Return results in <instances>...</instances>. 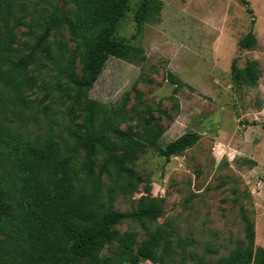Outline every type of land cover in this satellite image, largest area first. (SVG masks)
Here are the masks:
<instances>
[{
  "label": "trees",
  "instance_id": "1",
  "mask_svg": "<svg viewBox=\"0 0 264 264\" xmlns=\"http://www.w3.org/2000/svg\"><path fill=\"white\" fill-rule=\"evenodd\" d=\"M61 1L66 15L54 0H35L30 9V0H0V264H184L190 241L174 245L170 223L150 228L163 216L164 200L151 195L150 183L135 168L142 151L152 149L168 161L199 135L187 132L159 146L163 129L153 116L158 106L141 102L137 81L116 102L91 99L109 57L132 65L145 61L141 46L116 36L129 0ZM241 3L252 15L248 2ZM160 9L157 0L139 1L137 34ZM252 24L251 17V28L237 41L239 52L256 48ZM21 26L26 38L18 45L15 30ZM60 31L74 44L72 52L56 39ZM236 61L232 82L255 86L258 62L239 67ZM43 74L51 84L43 83ZM166 77L173 92L184 86L171 73ZM41 85L42 98L31 99ZM51 105L64 116L62 126L49 118ZM140 186L134 209L114 211L117 196L131 197ZM239 218L244 245L210 264H264V248L254 246V224L241 207ZM124 220L138 222L144 239L112 229Z\"/></svg>",
  "mask_w": 264,
  "mask_h": 264
},
{
  "label": "rangeland",
  "instance_id": "2",
  "mask_svg": "<svg viewBox=\"0 0 264 264\" xmlns=\"http://www.w3.org/2000/svg\"><path fill=\"white\" fill-rule=\"evenodd\" d=\"M54 1L66 15L68 6ZM139 1H128L116 36L141 46L145 61L132 65L109 57L88 95L99 103H113L137 81L141 102L158 106L153 116L163 129L159 146L187 132L199 135L194 146L168 161L152 149L139 154L136 172L150 183L151 195L164 200L163 216L150 228L170 223L174 245L190 241L184 246V264H210L244 245L241 207L254 224V246L264 248V0H246L252 15L241 0H157L159 13L137 34L133 14ZM34 2L30 0L29 9ZM251 17L256 48L239 52L237 41L251 28ZM25 31L22 26L15 30L18 45ZM57 38L73 51L65 31ZM234 57L239 67L251 59L258 62L261 74L255 86L232 82ZM167 73L184 83L177 92ZM42 81L51 84L47 74ZM44 92L41 85L30 98H42ZM48 103L46 99L41 105ZM135 104L130 92L129 106ZM49 111L54 123H65L54 105ZM141 194L142 186L131 197L117 196L114 211H131ZM112 229L134 231L138 242L145 237L139 223L131 220Z\"/></svg>",
  "mask_w": 264,
  "mask_h": 264
}]
</instances>
